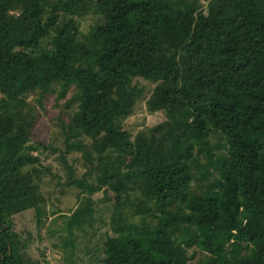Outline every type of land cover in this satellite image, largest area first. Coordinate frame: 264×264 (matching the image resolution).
<instances>
[{"label": "trees", "instance_id": "16d2710c", "mask_svg": "<svg viewBox=\"0 0 264 264\" xmlns=\"http://www.w3.org/2000/svg\"><path fill=\"white\" fill-rule=\"evenodd\" d=\"M136 79L164 119L130 136ZM50 95L62 149L32 138ZM78 134L95 148L80 176ZM46 151L80 197L61 214L69 261L101 193V264H264V0H0V264H33L11 218L43 226Z\"/></svg>", "mask_w": 264, "mask_h": 264}, {"label": "rangeland", "instance_id": "374dc122", "mask_svg": "<svg viewBox=\"0 0 264 264\" xmlns=\"http://www.w3.org/2000/svg\"><path fill=\"white\" fill-rule=\"evenodd\" d=\"M201 1L205 3V0ZM78 21L80 29L85 32L88 25L94 22V18L91 15H85L78 18ZM103 23L108 22L103 21ZM26 25L30 26L29 23ZM133 83L142 91L135 99L131 114L122 122L124 130L130 136L164 119L162 111L149 112L146 106L153 92L154 83L143 79H136ZM53 103L54 96L50 95L46 99L45 109L38 111V118L32 129V138L44 144H52L54 148L62 149L63 134L60 127L62 122L67 123L68 119L66 114L61 112L63 107L60 103L58 105H53ZM78 139L85 148L65 156L66 162L73 166L76 176H80L88 168L95 151L92 140L82 134H78ZM58 156L59 151H46L40 157L41 165L49 170L48 173L43 171L42 180L39 183L40 190L46 199V219H44L43 226L38 228L33 214L28 211L11 218L13 229L21 240L22 254L33 264H42L44 261L49 264H101L100 260L92 258V253L89 251L94 243L100 242V234L106 229L104 223L108 220L109 205L98 201L101 193L94 195L97 201L96 206L99 208V218L94 231L91 232L95 235L88 239L76 240L75 254L70 261L64 254L62 245L65 232L61 214L72 211L80 197L77 188L64 186L67 171Z\"/></svg>", "mask_w": 264, "mask_h": 264}]
</instances>
